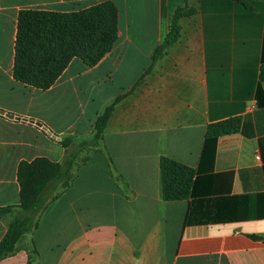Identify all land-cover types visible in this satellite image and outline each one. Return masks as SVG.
<instances>
[{"label": "crops", "instance_id": "crops-1", "mask_svg": "<svg viewBox=\"0 0 264 264\" xmlns=\"http://www.w3.org/2000/svg\"><path fill=\"white\" fill-rule=\"evenodd\" d=\"M102 1L0 0V173H12L14 191L20 160H60V139L89 138L97 114L124 94L88 159L74 164L71 183L0 264H264V217L184 224L188 200L162 198L159 168L162 156L200 168L207 125L238 117V129L217 136L212 163L196 172L195 195L264 193V1L242 9L210 0H110L118 26L111 49L93 66L73 57L40 89L52 97V116L33 112L19 89L36 87L12 77L18 11L71 12ZM178 7L176 40L131 88ZM47 130L60 147L35 154ZM16 195L2 205L17 204ZM9 214L13 220L12 212L2 215ZM6 229L0 221V239Z\"/></svg>", "mask_w": 264, "mask_h": 264}, {"label": "trees", "instance_id": "trees-1", "mask_svg": "<svg viewBox=\"0 0 264 264\" xmlns=\"http://www.w3.org/2000/svg\"><path fill=\"white\" fill-rule=\"evenodd\" d=\"M205 1L207 0H200L202 6ZM210 1L219 2L221 7L227 5L248 9L250 4L264 0ZM183 12L182 7L174 10L169 30L163 41L154 48L150 65L131 88L138 85L143 76L150 71L152 63L163 49L176 40L177 19ZM117 36V9L110 0L71 12L21 9L16 20L12 77L24 85L47 89L73 57L79 58L88 66H93L111 49ZM262 60L264 61V48ZM257 91L262 93L260 85ZM123 95L114 97L97 114L89 138L79 142H74L67 136L60 139L59 143L64 149L60 160L37 156L30 161L18 162L16 181L19 185V202L0 206V214L14 213L13 220L0 239V258L13 250L23 233L37 226L39 213L58 195V189L65 188L71 183L76 161L79 159L85 162L88 159L87 155L80 157V153L98 145L107 120ZM238 119L233 117L207 125L200 154V168L192 169L168 157L160 158L162 198L188 200L184 224L264 217V193H241L213 198L195 195L196 172L201 169V164L212 163L217 136L235 132L239 125ZM106 160L110 164V160L108 158ZM252 237L257 238L256 235ZM29 263L28 259L27 264Z\"/></svg>", "mask_w": 264, "mask_h": 264}, {"label": "rangeland", "instance_id": "rangeland-1", "mask_svg": "<svg viewBox=\"0 0 264 264\" xmlns=\"http://www.w3.org/2000/svg\"><path fill=\"white\" fill-rule=\"evenodd\" d=\"M29 89V90H28ZM21 88L19 89V91H21L24 95V100L27 101V105L29 106L30 110H32L35 113H42L43 114H48L50 116H52L51 112H52V97L51 95H47L44 94L43 90L40 89H31V88ZM43 105L45 106V109H43ZM45 133V132H44ZM45 144L42 150H36V147L34 148L35 150V154L36 153H42L45 154V152L47 150H51L49 153H55L54 150H56L58 147V145H55L53 141V139L51 138L50 135H47L45 133ZM55 145V147H54ZM60 145V143H59ZM50 147V148H49ZM53 147V148H52ZM49 148V149H48ZM93 150V147H90L89 149H86L85 151H82L80 153V157H83L84 155H88L91 151ZM12 173H0V176H2V178L0 177V205L7 203V202H11L14 201L17 198V192H18V186L17 189L14 191V187L16 186L14 177L11 176ZM3 187H8V190L4 191L2 189ZM19 196V195H18ZM2 215V214H1ZM0 215V221L4 223L5 227L8 226V224L10 223V221L12 220L10 214L9 216H5V215ZM11 219V220H10ZM27 234H25L26 236Z\"/></svg>", "mask_w": 264, "mask_h": 264}, {"label": "water", "instance_id": "water-1", "mask_svg": "<svg viewBox=\"0 0 264 264\" xmlns=\"http://www.w3.org/2000/svg\"><path fill=\"white\" fill-rule=\"evenodd\" d=\"M0 114H4V111L1 110V109H0ZM6 116L9 117V118H12V117H13V114H11V113H6ZM24 120H25V119H24ZM35 124L38 125V126H41V123H40V122H35ZM46 132H47V134H49V135L55 137V135L51 134V132H50L49 130H47Z\"/></svg>", "mask_w": 264, "mask_h": 264}]
</instances>
